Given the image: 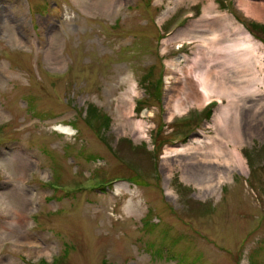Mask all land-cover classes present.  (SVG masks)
I'll return each mask as SVG.
<instances>
[{"label":"rangeland","instance_id":"rangeland-1","mask_svg":"<svg viewBox=\"0 0 264 264\" xmlns=\"http://www.w3.org/2000/svg\"><path fill=\"white\" fill-rule=\"evenodd\" d=\"M200 46L243 83L170 119ZM0 264H264V0H0Z\"/></svg>","mask_w":264,"mask_h":264},{"label":"bare ground","instance_id":"bare-ground-1","mask_svg":"<svg viewBox=\"0 0 264 264\" xmlns=\"http://www.w3.org/2000/svg\"><path fill=\"white\" fill-rule=\"evenodd\" d=\"M179 3V1H178ZM240 5H243L247 11V13L251 14L252 16L261 19L263 13L259 12V10L254 9L250 5L244 3L241 1ZM221 27V28H220ZM222 30V31H221ZM229 30H226V26L214 24L213 32L211 34V37H208L207 35L202 34L201 39L204 41V43H210L212 40H216L218 42L217 46H219V49H224V44L228 41V32ZM201 32V30H198L194 33ZM220 32V33H218ZM193 34V33H190ZM240 35V37L236 40L237 45L239 46L234 52L237 56L241 55V50L243 49L242 46H246V44H249L251 42V35H249L248 32L238 31L237 33ZM190 39L196 37L193 35H190ZM211 39V40H210ZM219 39V40H218ZM248 41V43H247ZM213 45V42H212ZM200 46V50H195L194 56L197 59H191L188 60L186 66L181 65V58H174L175 60H172L173 68L178 71L179 76L177 77L178 80L182 77L183 73L187 74L186 80L182 82L178 88H176L167 100L168 107H170L169 111V118L172 119L176 113H184L187 109V100L191 101L193 104H197L199 106H203L204 100L209 99L211 97V93L215 92V87L213 86V82L211 81V74L216 77L217 82H219V85H226L230 83L233 87H239L241 83H243V79L239 78L241 71V64L239 62V59H237V65H235L233 68H230L227 63V57L223 54L222 60L211 64L207 61L208 55H212V53L207 52L206 47ZM222 50L220 51V53ZM221 54V55H222ZM183 57V56H181ZM248 66H251L250 61L248 62ZM212 82V83H211ZM133 93H138V90L136 87L132 88ZM121 103L119 105V111L121 116L124 118L125 122L123 124L126 128H131L134 132V136H140L144 133V128L146 126V122L143 119H139L136 123H132L130 120L134 116L133 113L135 112V100L129 99L128 95L123 96L120 99ZM226 111H224L222 114H225ZM220 119V117H219ZM140 134V135H138ZM218 145V144H217ZM187 148L183 145L168 148L167 152L171 153L172 155L176 154H183ZM234 157L236 160V163L238 166L244 165V160L242 154L239 152V150L234 151ZM192 163V162H191ZM193 164V163H192ZM184 177L187 178V176L184 174ZM15 225H17V221H15ZM4 227V226H3Z\"/></svg>","mask_w":264,"mask_h":264},{"label":"trees","instance_id":"trees-1","mask_svg":"<svg viewBox=\"0 0 264 264\" xmlns=\"http://www.w3.org/2000/svg\"><path fill=\"white\" fill-rule=\"evenodd\" d=\"M210 113V110L206 112V115H208Z\"/></svg>","mask_w":264,"mask_h":264}]
</instances>
